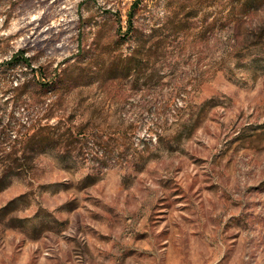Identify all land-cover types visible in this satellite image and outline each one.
<instances>
[{
	"label": "rangeland",
	"instance_id": "1",
	"mask_svg": "<svg viewBox=\"0 0 264 264\" xmlns=\"http://www.w3.org/2000/svg\"><path fill=\"white\" fill-rule=\"evenodd\" d=\"M133 1L1 0L0 264H264V0Z\"/></svg>",
	"mask_w": 264,
	"mask_h": 264
},
{
	"label": "trees",
	"instance_id": "2",
	"mask_svg": "<svg viewBox=\"0 0 264 264\" xmlns=\"http://www.w3.org/2000/svg\"><path fill=\"white\" fill-rule=\"evenodd\" d=\"M138 2L139 0H134L130 5V10H129V13L127 14V19H126L127 27L131 26V19H132L131 11L137 6ZM13 3L10 6H8V8L4 11V15H5L4 24L5 25L7 24V21H6L7 16L11 15L14 11L21 9L22 7H28L31 3V0H24V1L20 0V6L18 8L16 6L17 4H13ZM0 7H1V3H0ZM24 54L25 53L23 51L14 53L9 59V63L13 64L16 61H19L27 67L30 66L28 58Z\"/></svg>",
	"mask_w": 264,
	"mask_h": 264
}]
</instances>
